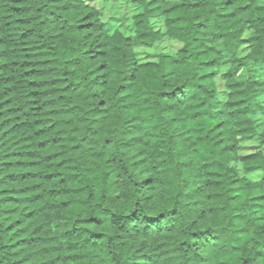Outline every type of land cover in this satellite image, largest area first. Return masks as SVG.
I'll use <instances>...</instances> for the list:
<instances>
[{
    "label": "trees",
    "instance_id": "1",
    "mask_svg": "<svg viewBox=\"0 0 264 264\" xmlns=\"http://www.w3.org/2000/svg\"><path fill=\"white\" fill-rule=\"evenodd\" d=\"M0 264H264V0H0Z\"/></svg>",
    "mask_w": 264,
    "mask_h": 264
},
{
    "label": "rangeland",
    "instance_id": "2",
    "mask_svg": "<svg viewBox=\"0 0 264 264\" xmlns=\"http://www.w3.org/2000/svg\"><path fill=\"white\" fill-rule=\"evenodd\" d=\"M115 14H109L104 17L105 20H108L112 17H114ZM165 45L168 47L169 50L175 51L177 47H173L170 43L165 42ZM241 146L243 151L241 153H247V152H253L257 149V142L256 139L250 138V139H242L240 140Z\"/></svg>",
    "mask_w": 264,
    "mask_h": 264
}]
</instances>
